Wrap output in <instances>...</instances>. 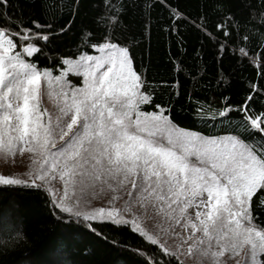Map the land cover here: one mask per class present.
<instances>
[{"label":"snow or ice","instance_id":"6c2138e0","mask_svg":"<svg viewBox=\"0 0 264 264\" xmlns=\"http://www.w3.org/2000/svg\"><path fill=\"white\" fill-rule=\"evenodd\" d=\"M55 4L42 19L0 0V188L45 193L61 223L134 233L137 264H264V0H202L195 21L173 0H101L71 52L56 45L76 25L58 18L81 6ZM132 7L145 30L155 19L181 48L182 27L198 21L217 88L231 82L225 61L251 69L240 101L185 92L181 120L188 66L170 58L177 78L157 92L130 44ZM45 94L55 110L42 107ZM23 239L18 217L0 215V247ZM55 251L56 264H72L64 240Z\"/></svg>","mask_w":264,"mask_h":264},{"label":"trees","instance_id":"16d2710c","mask_svg":"<svg viewBox=\"0 0 264 264\" xmlns=\"http://www.w3.org/2000/svg\"><path fill=\"white\" fill-rule=\"evenodd\" d=\"M70 2L71 0H61V3ZM250 2L258 5L259 0H250ZM18 3L17 11H22L25 17L39 16L42 19L49 18L43 15L45 7H48L50 12L56 7L55 0H48L47 4L45 0H18ZM173 3L179 5L195 21L202 0H173ZM76 4L81 6L78 16L68 15L65 9L64 14L58 18V22L67 21L76 25V29L57 42L56 47L60 52L75 51L74 43L81 21L93 17L101 6V0H76ZM162 21L163 17H161ZM124 23L127 25L130 44L135 50L137 62L145 65L157 92H160L162 79L171 83L177 78V72L172 69L174 61L170 58L182 59L188 68H192V72L185 68L184 73L178 77L181 97L178 98L179 103L176 104V108L181 120L190 119L187 98L183 95L185 92L203 98L218 96L223 90L237 102L242 98L244 87L247 86V81L252 75L251 69H245L238 62L225 61L224 68L232 73L231 82L225 80L220 88H217L215 75L219 64L214 63L210 48L201 50L200 43L203 38L197 39L198 21L193 25L185 24L182 27L183 48L177 44L175 33L170 36L167 31L161 29L155 19L151 28L145 30L142 26L141 14L135 7L131 8ZM194 49L196 51H193ZM178 52L181 53L179 57L176 56ZM192 73H197L194 78ZM208 81H212V87H208ZM176 87L177 85L173 84V89ZM162 98L167 101L168 93H163ZM5 213L18 217L23 226L25 239L18 245L9 247L7 251L0 247V264H56L60 257L55 249L61 240L68 245L67 259L72 264H137L140 259L136 254L139 240L134 233L120 230L110 223L99 225L96 231L87 224L61 223L53 214L45 193L41 191L0 188V215ZM35 221H42L43 226L37 227ZM68 237L72 239L69 241Z\"/></svg>","mask_w":264,"mask_h":264},{"label":"rangeland","instance_id":"374dc122","mask_svg":"<svg viewBox=\"0 0 264 264\" xmlns=\"http://www.w3.org/2000/svg\"><path fill=\"white\" fill-rule=\"evenodd\" d=\"M46 87V85H45ZM42 107H47L49 110H55V107H56V100L53 98V99H49L47 97V95L45 94L44 98L42 99ZM19 159V157H18ZM2 166V165H0Z\"/></svg>","mask_w":264,"mask_h":264}]
</instances>
